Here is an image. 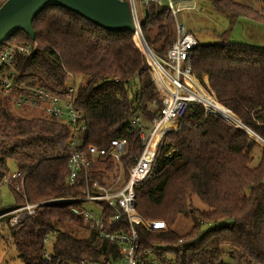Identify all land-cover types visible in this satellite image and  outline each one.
<instances>
[{
    "label": "trees",
    "instance_id": "16d2710c",
    "mask_svg": "<svg viewBox=\"0 0 264 264\" xmlns=\"http://www.w3.org/2000/svg\"><path fill=\"white\" fill-rule=\"evenodd\" d=\"M5 1L0 0V6ZM210 1L231 23L242 15L264 21V13L235 0ZM142 26L146 44L156 56L165 57L176 34L173 14L166 6L152 4ZM33 29L34 40L19 30L0 45L1 54L8 44H35L31 55H17L14 60L17 81L58 94L76 85V107L87 124L85 148H109L112 139H127L122 159L127 177L143 149L140 132L146 123L154 124L163 108L135 31L104 29L65 7H47L38 13ZM192 68L222 113L194 102L179 128L163 135L152 176L137 185L136 208L144 219L165 220L167 229L151 232L137 225L141 247L169 244L177 264H232L224 261L226 253L238 264H264V146L226 116L239 118L264 140V47L231 42L224 32L215 42L198 44ZM38 115H16L0 97V187L11 167L23 173L9 186L14 203L3 205L0 200V215L26 199L46 201L86 193L83 176L75 186L66 185L70 127ZM185 122L199 124L188 127ZM97 165L112 170L114 162L99 157ZM104 173L94 171L91 177L102 179ZM194 196L207 210L195 207ZM70 205H43L16 227H9V216L0 218L24 264H57V259L106 263L108 255L118 257L116 245L98 241L91 231V236L81 239L58 228L68 220L84 224L70 212ZM112 215L107 210L111 230H128L126 217L112 221ZM181 215L193 219L189 232L173 228ZM50 232L54 260L47 263L42 254L45 234Z\"/></svg>",
    "mask_w": 264,
    "mask_h": 264
},
{
    "label": "built area",
    "instance_id": "2783aa9c",
    "mask_svg": "<svg viewBox=\"0 0 264 264\" xmlns=\"http://www.w3.org/2000/svg\"><path fill=\"white\" fill-rule=\"evenodd\" d=\"M130 5L133 21L136 28L134 37L136 41L138 32H142L147 40L146 30L142 24L146 18V10L152 4L166 6L175 17L176 34L172 47L165 57L156 56L149 42L145 46V54L152 67V75L160 93L162 110L159 118L154 120L149 133L144 128L140 132L143 149L136 157L134 163L128 168L126 177L122 159L127 153L128 141L124 138H114L109 148L91 145L85 148V134L87 124L83 111L76 107V85L71 84L64 94L53 93L39 85H26L17 81V68L14 60L17 55L29 56L35 50V44H8L0 54V97L4 98L9 106L15 110L22 109L35 111L46 118L67 124L70 127L68 156V175L66 185L73 187L79 178L84 177L86 193L82 196H66L52 198L49 201L26 202L20 207L11 209L0 215L9 216V227H16L27 219L33 217L37 209L43 205L72 204L70 212L84 220V226L96 234V239L107 240L117 246L118 257L114 259L108 255L106 263L93 261H77L67 263L60 259L57 264H177L176 258L169 248V244H153L143 249L141 247L140 233L137 225H142L148 231H162L167 229L165 220L144 219L136 208L137 185L152 176L154 164L163 135L168 131L177 129L180 119L185 115L194 102L208 106L203 101V90L200 80L193 74L192 55L200 43L195 33L179 23L177 14L182 10L195 8L194 0H127ZM151 48V49H150ZM147 51V52H146ZM138 118L134 120L137 122ZM172 124L169 129L162 130L164 125ZM99 157H109L114 162L112 170L103 165H97ZM94 171L105 172L102 179H92ZM23 173L7 172L3 183L13 186L14 181L22 177ZM25 198L26 195L24 194ZM86 203H92L89 209ZM107 210L111 211L112 221H120L126 217L129 222L128 230L121 228L111 230L107 223ZM51 232L45 234V245L51 239ZM47 263L54 260L53 251L46 248L42 254Z\"/></svg>",
    "mask_w": 264,
    "mask_h": 264
},
{
    "label": "rangeland",
    "instance_id": "374dc122",
    "mask_svg": "<svg viewBox=\"0 0 264 264\" xmlns=\"http://www.w3.org/2000/svg\"><path fill=\"white\" fill-rule=\"evenodd\" d=\"M195 1V8L182 10L177 14V20L180 24H182L186 30H191L197 36V39L201 43H212L218 39V35L221 33L226 32L228 34V38L231 42H239L244 45L249 46H260L264 47V21L256 19L254 17L249 16H239L235 19L234 22H230L223 14L216 11L213 6V3L210 0H194ZM240 2L246 6L253 7L254 10L264 13V4L262 0H235ZM174 17V16H173ZM175 20V17H174ZM176 21V20H175ZM147 41L148 38H147ZM140 47L143 48L145 51V46L142 44V41L137 42ZM82 82L81 77L77 79V84L79 85ZM202 85V84H201ZM70 86V85H69ZM203 90L206 91L215 101V97L213 93L203 87ZM217 102V101H216ZM218 103V102H217ZM211 108L215 109L214 107L210 106ZM9 109L12 110L16 115L25 116L27 118H31L33 116H40L39 113L35 111H28L22 109H13L9 106ZM210 108L207 106V111ZM216 110V109H215ZM206 111V113H207ZM212 111V110H210ZM213 112V111H212ZM215 113V112H214ZM224 118V117H223ZM226 119V118H225ZM239 119V118H238ZM228 120V119H226ZM233 125L232 121L228 120ZM186 123V122H185ZM188 127L197 126L199 123H186ZM180 126V122L178 123V127ZM152 125L149 123L145 124V132L149 133ZM238 127V126H237ZM251 136V135H249ZM259 143V142H258ZM260 144V143H259ZM261 145V144H260ZM258 151H256L257 153ZM18 170L17 166H13L10 169V172H16ZM0 200L4 205H10L14 203V196L9 189V186L3 185L0 187ZM52 199V198H51ZM49 199V200H51ZM46 200V201H49ZM194 201V205L199 210H207V206L199 200L196 196L192 199ZM29 202V201H28ZM38 202V201H35ZM30 202V203H35ZM45 202V201H42ZM85 206L89 209L93 208L92 203H86ZM201 217V216H199ZM193 225V219L191 216H183L181 215L176 224L174 225L175 231L186 233L189 232ZM207 225L204 224L203 228ZM60 230L65 232H71V234L75 235L78 238H87L91 236L87 228L84 224H77L73 223L72 221L68 220L67 222L60 224L58 226ZM53 236V232L50 234ZM53 238L48 241L46 244V249L51 252V247L53 244ZM224 261L231 262L232 264H238L237 259L231 261L230 257L226 253L224 256ZM0 264H24L23 260L19 256V252L16 251L14 244L11 241L9 236V229L8 226L4 223H0Z\"/></svg>",
    "mask_w": 264,
    "mask_h": 264
},
{
    "label": "water",
    "instance_id": "95a60500",
    "mask_svg": "<svg viewBox=\"0 0 264 264\" xmlns=\"http://www.w3.org/2000/svg\"><path fill=\"white\" fill-rule=\"evenodd\" d=\"M47 7H65L107 30L136 31L127 0H6L0 6V45L19 30L34 40L33 20ZM145 12L148 15V11ZM233 123L264 146V140L252 133L241 120H233Z\"/></svg>",
    "mask_w": 264,
    "mask_h": 264
},
{
    "label": "bare ground",
    "instance_id": "6f19581e",
    "mask_svg": "<svg viewBox=\"0 0 264 264\" xmlns=\"http://www.w3.org/2000/svg\"><path fill=\"white\" fill-rule=\"evenodd\" d=\"M139 36L141 37V39L144 41V44L145 46L148 48V44H146L145 40H144V37H143V33L142 32H138ZM203 95V101L206 103V105H209V106H212L214 107L217 111H221L220 110V107L218 105H216L213 100L211 98H209V96L205 93V94H202ZM222 113V112H220ZM225 115V114H224ZM228 118H230L231 120H236L233 116H229V115H226ZM238 120V119H237ZM236 120V121H237ZM171 126H173L171 123L170 124H166L164 125V127L162 128V130H167L169 129Z\"/></svg>",
    "mask_w": 264,
    "mask_h": 264
}]
</instances>
